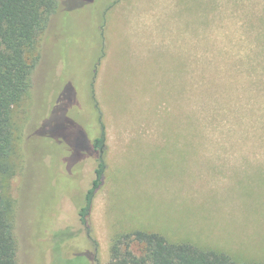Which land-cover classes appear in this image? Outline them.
I'll use <instances>...</instances> for the list:
<instances>
[{"label": "rangeland", "instance_id": "1", "mask_svg": "<svg viewBox=\"0 0 264 264\" xmlns=\"http://www.w3.org/2000/svg\"><path fill=\"white\" fill-rule=\"evenodd\" d=\"M223 52L257 84L249 102L233 92L247 139L234 113L197 101ZM36 54L2 178L18 264H109L137 230L264 264V0H61Z\"/></svg>", "mask_w": 264, "mask_h": 264}, {"label": "trees", "instance_id": "2", "mask_svg": "<svg viewBox=\"0 0 264 264\" xmlns=\"http://www.w3.org/2000/svg\"><path fill=\"white\" fill-rule=\"evenodd\" d=\"M60 5L61 0H0V264H18L15 210L12 201L6 197L2 184V178L11 172L10 158L15 143L13 111L33 88L32 77L39 59L36 54L37 44ZM228 55L223 52L218 59L212 60L205 78L207 87L205 83L201 86L197 101L208 99V102H202L201 105L207 106L208 103V106L234 113L237 125L241 128L236 132L247 139L249 127H243L246 114L239 115L238 111H241L242 106L238 100H234L233 92L245 88L242 94H246L249 102L250 95H258L257 84L252 78H246L241 83L243 80H239L238 71L230 67ZM234 72L237 74L231 75ZM233 78L237 82L236 90L232 87ZM93 94L95 98L94 90ZM250 106L254 111L255 104ZM243 109L245 111L247 107ZM100 125L101 136L95 139L92 150H102L106 144V128L101 112ZM106 169L107 165L101 158L96 169V179L86 194L85 206L80 210V220L89 235L92 232L90 215L93 202L103 183ZM68 238L69 236L66 239ZM136 246L141 247L139 254L134 250ZM109 264L240 263L224 252L206 250L189 242L171 243L162 234L137 230L122 234L115 240Z\"/></svg>", "mask_w": 264, "mask_h": 264}]
</instances>
